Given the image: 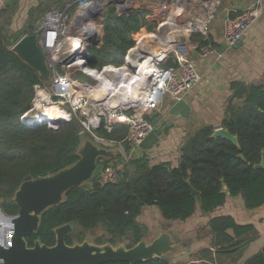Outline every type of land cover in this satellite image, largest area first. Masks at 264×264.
Returning a JSON list of instances; mask_svg holds the SVG:
<instances>
[{
	"label": "trees",
	"instance_id": "1",
	"mask_svg": "<svg viewBox=\"0 0 264 264\" xmlns=\"http://www.w3.org/2000/svg\"><path fill=\"white\" fill-rule=\"evenodd\" d=\"M156 8L138 4L129 17H119L115 6L109 5L103 46L91 49L89 65L101 68L108 63L121 64L134 44L132 32L147 24ZM14 9L15 5L0 11V202L9 216L19 211L13 199L20 185L29 177H45L74 165L84 140L83 127L76 118L63 124L58 132L45 125L28 128L20 122L21 116L32 108L35 86L44 83L12 49L16 35L9 34L7 25ZM47 10L42 4L32 9L30 23L19 35L34 33V22L42 20ZM232 90V107L223 127L237 137L239 146L214 137L213 127H203L183 142L176 167L153 163L147 156L128 162L118 156L116 161L125 162L118 181L101 185L94 180L70 190L61 205L43 213L38 232L27 237L28 246L34 247L36 242L56 245L55 229L75 221V231L66 238L70 246L83 243L89 233L100 229L102 235L97 237L96 245L115 247L125 243L127 248H133L149 233L148 227L138 222L146 207L156 206L170 222L188 220L198 207L202 213L212 214L226 203L228 196H242L248 210L263 207L264 166H256L264 159V87L235 82ZM234 101L238 103L233 104ZM127 132L126 126H119L112 133L102 128L98 134L115 140L116 135L126 136ZM125 150H129L128 145ZM207 226L215 251L205 249L197 256L200 262L182 264H217L223 257L238 264L258 234L254 225L238 224L229 215L213 217ZM138 264L177 263L155 258ZM243 264H264V248Z\"/></svg>",
	"mask_w": 264,
	"mask_h": 264
},
{
	"label": "built area",
	"instance_id": "2",
	"mask_svg": "<svg viewBox=\"0 0 264 264\" xmlns=\"http://www.w3.org/2000/svg\"><path fill=\"white\" fill-rule=\"evenodd\" d=\"M7 0H0V11ZM119 17H129L138 4L156 6V13L138 31L132 32L134 44L121 64L108 63L101 68L89 65L90 51L101 49L105 36V18L109 5ZM221 0H74L63 8L48 11L35 34L52 74L48 89L35 86L34 102L53 104L64 118L50 123L40 113H24L20 122L31 128L47 124L58 131L76 118L83 131L99 147L125 150V162L137 158L136 150L153 132L149 116L161 113L170 98L173 105L186 98L200 84L203 76L193 62L196 52L201 58L217 55L210 43V30L217 21ZM224 23V38L233 47L245 38L264 15V0H254L246 10L234 12ZM195 37H200L198 42ZM119 126L128 128L124 139L101 137L104 128L112 133ZM107 160V161H106ZM105 164L101 185L115 183L125 162L101 159Z\"/></svg>",
	"mask_w": 264,
	"mask_h": 264
},
{
	"label": "crops",
	"instance_id": "3",
	"mask_svg": "<svg viewBox=\"0 0 264 264\" xmlns=\"http://www.w3.org/2000/svg\"><path fill=\"white\" fill-rule=\"evenodd\" d=\"M10 1V6L15 5V9L7 27L10 35H17L22 33L26 25L30 23L29 15L32 9L42 4L46 10L48 9L47 11H50L51 8L48 4L53 0ZM58 1L64 3L66 0ZM253 2L254 0H221L218 19L210 30V43L218 50L221 58L217 59V55L201 58L198 52L194 54V65L203 78L185 100L191 110L188 120H175L167 115L165 121L171 119L174 127L166 130L160 141L154 144L152 148L143 146L138 148L136 150L138 157L147 156L153 163H170L174 167L178 166L180 147L188 137L203 127H213L215 130L224 128L223 122L230 114L232 107L233 83L241 82L246 86L264 87V15L249 34L241 40V45L236 48L229 46L225 51H222V45L225 42L224 23L226 17L233 16L234 12L246 10ZM19 14L23 17L21 20L17 19ZM40 21H36L37 26ZM200 39V37H195L194 41L198 42ZM167 101L160 111L162 114L168 113V110L173 106L171 100L169 103ZM237 103L234 101L233 104ZM157 114L160 115L161 113ZM122 153V157H128L131 150L129 148ZM224 215L232 216L238 224L254 225L257 230L256 240L250 244L243 258L238 262V264H243L264 248V206L259 209L248 210L242 196H228L226 203L212 214H204L198 207L196 213L186 221H166L156 206L146 207L138 217V222L149 229L148 236L144 239L147 242H152L158 234L165 231L170 232L174 238L190 237L193 241L192 246L189 251L184 252L187 253L185 257L188 256L189 258L187 261L180 262L182 264L200 262L197 256L205 249L215 251L212 247V236L207 235L203 239L200 237V233L208 231L207 225L211 218ZM204 228L205 230H203ZM155 229L157 232L152 234ZM228 260H230V264H235L231 259ZM175 263L179 264V261ZM218 263L219 260H217ZM220 264H224V260Z\"/></svg>",
	"mask_w": 264,
	"mask_h": 264
},
{
	"label": "water",
	"instance_id": "4",
	"mask_svg": "<svg viewBox=\"0 0 264 264\" xmlns=\"http://www.w3.org/2000/svg\"><path fill=\"white\" fill-rule=\"evenodd\" d=\"M10 3L11 1L7 0L6 6H10ZM12 43V49L24 63L39 74L43 83H51V70L37 35L32 33L21 37L17 34ZM241 43L239 41L233 47L236 48ZM228 47V44L224 42L222 51ZM190 112L188 103L183 100L173 105L167 115L175 120L186 121ZM152 126L155 132L144 140L142 146L145 148H152L160 141L166 130L174 127V124L171 119L165 121V117L160 114L152 120ZM213 136L239 146L237 137L225 128L215 130ZM78 155L79 160L70 167L45 177L27 178L20 185L13 199L19 207L16 215H7L3 211V203L0 202V221L7 226L5 235L1 231L0 264H107L112 262L138 264L155 258H165L170 254H178L184 249V246L178 244L172 234L167 231L158 234L152 242L143 240L133 248L114 247L110 244L96 245L87 240L70 246L66 243V238L75 231V221L55 229L56 245L49 247L36 242L34 247H29L27 237L38 232L43 213L61 205L70 190L99 180L105 168L101 159H116L123 153L120 149L101 148L92 140L85 138L78 149ZM240 157L245 159L243 155ZM263 166L264 159L256 168H263ZM193 193L196 194V191L193 190Z\"/></svg>",
	"mask_w": 264,
	"mask_h": 264
},
{
	"label": "rangeland",
	"instance_id": "5",
	"mask_svg": "<svg viewBox=\"0 0 264 264\" xmlns=\"http://www.w3.org/2000/svg\"><path fill=\"white\" fill-rule=\"evenodd\" d=\"M70 1H72V0H66L64 3H62L61 1L53 0V1H50V3H49L48 5H50V6H49V7L51 8L50 10H52V9H58V8L60 9V8H63V7L66 5V3H69ZM22 18H23V17L20 16V14L17 16V19H20V20H21ZM39 20H40V19H38L37 22H38ZM37 22H36L35 26H37ZM38 26H39V24H38ZM38 26H37L36 29H38ZM35 32H36V30H35ZM35 32H34V34H35ZM37 37H38V40H39V42H40V38H39L40 35L38 34ZM51 76H52V74H51ZM49 85H50V83H49V84H44V87H43V88L48 89V88H49ZM36 99H37V93H36V91H35V96H34V100H33V102H32V106H33L34 102L36 101ZM169 100H171V99L168 98V101H167L168 103H169ZM171 101H172V100H171ZM30 110H31V109H30ZM157 115H158L157 113L151 115V116L149 117V120L152 121ZM44 125L48 127L47 124H44ZM61 127H62V126L59 127L58 131H60ZM48 128H49V127H48ZM58 131H53V132H58ZM115 137H116L115 140H116V141H119V140H122L125 136H124L123 133H119V134L116 135ZM118 162H119V161H118ZM6 229H7V226L5 225V223H3V222L0 221V239H1V237H2L1 231H2V232L4 233V235H5L6 232H7ZM156 232H157V230L155 229V230L152 231V234H155ZM101 235H102V231H101L100 229H97L95 232H91V233H89V234H88V238H87L86 240H87V241H90V242H92V243L95 244L97 237H99V236H101ZM206 236H207L206 231H203V232L200 233V237H203V239H204ZM86 240H85V241H86ZM175 240H176V242H177L178 244L183 245V246H184V249H183L181 252H179L178 254H170V255H168V256L165 257V258H168L170 261H173V262H178V261H179V263H180V262L187 261L189 257H188V256L185 257V254H187V253H184V252H187V251L190 250L193 241L191 240L190 237H187V236H186V237H184V236L181 237V236H180V237L175 238ZM260 243H262V242H260ZM118 246H125V247H126V244H125V243H121V244H119ZM118 246H115V247H118ZM223 258H224V259H223ZM223 258H220L218 264H220L223 260H224V264H226V262H227V264H230V260H228L229 258H227V257H223ZM228 262H229V263H228Z\"/></svg>",
	"mask_w": 264,
	"mask_h": 264
},
{
	"label": "bare ground",
	"instance_id": "6",
	"mask_svg": "<svg viewBox=\"0 0 264 264\" xmlns=\"http://www.w3.org/2000/svg\"><path fill=\"white\" fill-rule=\"evenodd\" d=\"M34 105L35 107L32 112L40 113L41 116L49 120L50 123H54L57 120H62L64 118L62 112L56 105L51 103L44 105L41 102H36Z\"/></svg>",
	"mask_w": 264,
	"mask_h": 264
}]
</instances>
